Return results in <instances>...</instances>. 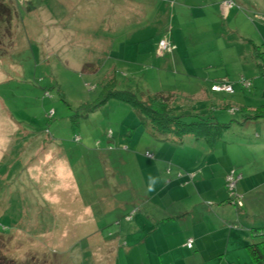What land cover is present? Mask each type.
<instances>
[{
  "label": "rangeland",
  "instance_id": "1",
  "mask_svg": "<svg viewBox=\"0 0 264 264\" xmlns=\"http://www.w3.org/2000/svg\"><path fill=\"white\" fill-rule=\"evenodd\" d=\"M5 2L17 13L9 27L0 30L6 34L0 38V50L7 49L0 59V227L18 228L9 239L0 237V253L29 262L93 264L84 237L72 244L71 258L73 224L92 221L107 234L116 231L120 210L95 211L107 190L102 187L105 183L127 184L112 191V198L130 202L139 197L144 181L139 172L145 170L147 159L143 162L136 142L147 134L160 140L148 132L150 127L139 123L135 109L126 102L109 99L86 117L81 108L97 99L100 82L109 75L115 76L118 89L129 85L138 92L176 93L179 114L196 113L220 123L231 122L219 139V156L207 143L192 145L197 139L191 135H187L190 142H183L186 152H170L169 158L175 156L177 165L186 161L185 168L176 172L178 177L187 176L193 184L195 174L205 170L206 175L208 170L213 171L216 182L226 164L236 161L242 169H250L254 180L264 182V116L246 119L247 112L239 110L243 105H264V75L253 55L259 52L264 56V28L260 27L264 0H218L214 13L202 6L179 14L177 4L169 3L171 11L169 7L166 11L170 17L165 20L142 17L125 0H120L122 14H112L106 20L100 14L99 0ZM160 3L157 1V6ZM231 7L235 15L227 14ZM164 25L177 35L172 48L185 46V72H176V67L164 70V59L174 50L158 55L157 33ZM72 28H80L82 34H71ZM133 30L131 41L128 37ZM102 37L111 41L104 43L108 46L103 52ZM85 54L94 58L81 64ZM205 63L219 65L204 69ZM212 70H218L220 79H200ZM245 80L251 82L250 87L243 84ZM211 83H227L233 90L210 91ZM201 88L209 90L208 97L187 100L185 93ZM183 120L191 122L193 118L185 116ZM107 143L110 150L105 148ZM149 153L146 156L153 158ZM239 175L235 166H229L225 186L236 191ZM262 191L264 183L252 191V201L264 203V196L258 195ZM195 192H202L197 184ZM229 198L235 208L244 204L238 193ZM90 206L93 212H85Z\"/></svg>",
  "mask_w": 264,
  "mask_h": 264
},
{
  "label": "crops",
  "instance_id": "2",
  "mask_svg": "<svg viewBox=\"0 0 264 264\" xmlns=\"http://www.w3.org/2000/svg\"><path fill=\"white\" fill-rule=\"evenodd\" d=\"M125 1L131 4V8L135 9L137 13L142 14V17H153L154 20L161 18L165 20L166 17H170L168 16V11H166L168 10L166 4L168 0L162 1L160 7L157 6L156 0ZM203 1L204 4L200 0H178L176 11L180 14L185 11L190 12L193 9H200L202 6H206L205 10L211 13L218 11L216 6L218 0ZM99 3L100 14L103 15L102 18L104 20L116 13L122 14L123 8L122 6L120 7V0H99ZM163 3L166 5L162 6ZM156 6L160 10H157ZM12 8L17 13L13 6ZM232 13L235 15L233 7L227 10V14ZM74 17L75 14L71 16V18ZM59 25L60 23L57 26ZM260 27L264 28V20L260 21ZM79 29L72 28L71 34H82ZM167 32L168 29L164 25L157 33V40ZM170 32V39L175 42L177 35L172 30ZM103 33L104 31L100 35L103 36ZM134 33L133 30L128 37L131 38V41ZM138 33L136 32V34ZM88 34L91 35V33ZM100 41L102 42L100 45L103 48V52L108 46L107 43H111V41L104 37ZM105 42L107 43L104 44ZM151 47L153 48V45ZM184 48L185 46L181 48L179 44L176 45L173 52L164 59V70H169V67H176V72L179 70L185 72L187 56H185L184 52L186 50ZM83 56L84 58L80 61L81 64L86 61V58H88L87 60L94 58L86 54ZM65 59L66 57H62L63 61ZM216 65L219 64L205 63L203 67L205 69ZM211 72L212 74L208 72L207 77H200V79L204 82L211 80L213 82L220 79L216 75L218 70H212ZM151 93L159 92L153 91ZM174 94L178 96L176 93ZM207 94H209V90L206 89L205 91L201 88L199 91L185 93V97L187 96V100H192L195 96L198 98L204 95L208 97ZM247 109L251 110L252 108L248 106ZM149 131L151 135L156 136L151 130ZM190 137L186 136L178 141L177 139L159 136L158 139L160 141H156L155 137L151 138L147 134V136H142L140 142H136V150L141 151L140 155L143 162L147 159V163L145 162L146 166H144L145 170L139 172L140 178L144 179L141 183L142 186H139V197L130 202L117 200L111 197L112 191L115 193L124 189L127 184L122 182L103 184L102 187L107 190L102 193L99 206L95 208V211L106 213L120 210L118 227L114 233L107 234V230L97 225L96 222L73 224L76 228L73 229L74 235H72L71 231V236H73V241L71 240V258L72 244L76 242L78 237H84V241L88 243L86 250L91 252L93 264H264V249L259 248L257 254L253 256L248 247V245L262 240L259 235L264 231V203L261 201L257 202L259 199L252 201V198L255 197L252 195V191L257 187H261L264 182L258 183L252 177L253 174L250 169H242V166L235 164L237 163L236 161L226 164L222 173L220 175L217 174L216 182L214 181V175H212L213 171L209 172L208 170H206L208 173L206 175L203 174L205 170H201L198 175L195 174L196 178L193 176L195 179H192L195 182L193 184L187 181L191 180L187 176L178 177L176 172L179 171L180 167L186 166V161L177 165L174 161L175 156L169 158L170 152L175 151L179 154L186 152V145L183 142H190L189 139L192 140ZM196 139L197 141H193L192 145L198 142L206 143L202 138ZM218 143L219 141L212 147L214 153H216ZM109 146L111 145L107 143L105 148L110 150ZM126 148L129 147L126 146ZM146 151L151 152L154 157H147ZM216 155L219 156L217 153ZM189 161L188 163H190ZM229 166H235L240 173L237 188L240 192L239 194L244 196L243 206L236 208L229 203L225 187L224 175L229 170ZM162 170H170V173L166 171L163 173L164 171ZM150 175L159 178L154 192L147 191L148 177ZM71 176L73 177L74 185H76V178L72 172ZM135 177L138 179V174ZM196 184L202 189L200 194L195 192ZM258 195L264 196V191L258 192ZM256 205H258V210H255ZM92 210L91 206L84 209L85 212H93ZM126 216H131V218L125 220ZM188 239H192L191 247L186 245Z\"/></svg>",
  "mask_w": 264,
  "mask_h": 264
},
{
  "label": "trees",
  "instance_id": "3",
  "mask_svg": "<svg viewBox=\"0 0 264 264\" xmlns=\"http://www.w3.org/2000/svg\"><path fill=\"white\" fill-rule=\"evenodd\" d=\"M157 1L162 2L164 0H156V2ZM169 3L175 5L178 3V0H168V2H166L170 10L171 7ZM13 14L14 10L12 6L9 3L5 2V0H0V30L2 28L9 27V25L11 24L10 20L12 19ZM1 23L4 24V27H1ZM170 33L171 32H167L161 38L167 36L169 41L173 43V41L170 39ZM5 36L6 34L4 32L0 34V38ZM173 49L174 48H172L170 51H172ZM6 51L7 49H3L2 51L0 50V59L5 57ZM254 55L257 63L256 65L259 68L260 73L264 75V56H262V54L259 52L254 53ZM116 81L117 80H115L114 75H109L107 78L100 82L101 91L97 95V99L92 103H84L81 105V108L84 111V117H86L88 113L93 112L104 105L109 99H117L132 105L139 117V123L143 126L150 127L151 132L156 136L177 139L178 141H180L183 137L191 135L195 138H202L211 148L218 141H220L219 139L223 137L224 132H226L231 126V122L220 123L208 117H201L196 113L188 115L177 113L176 107H180V105L176 103L174 104V102L178 99L173 98L174 96L177 97L174 93H151L149 91L138 92L134 88H131L129 85H126L125 87L122 86L121 89H118L116 87L118 82ZM214 84H212L211 87ZM250 86L251 82L248 87ZM211 91L217 92V90L212 89ZM171 98H173V100H171ZM247 107L248 106L239 108V110L247 112L245 117L246 119L264 116V105L261 104L260 106L254 107L251 110L247 109ZM181 109L183 110L182 106ZM185 116L192 117L193 120H191V122H187L183 120ZM235 189V192L239 194L240 192L237 188V185ZM226 190L228 191V193H230V190L227 187ZM230 196L231 195L228 194V199H230ZM17 228L18 227H11L9 229L7 227H0V237L2 239L6 237L9 239V236H12L14 229L16 230ZM259 236L262 237L261 241L248 245L253 256L257 254L259 248L264 249V231H262ZM44 259L47 260L48 257H44ZM49 259L51 260V258ZM0 264H46V261L43 260L42 262H38L35 260L34 262H29L27 260H24V258H18V256H7L4 253H0Z\"/></svg>",
  "mask_w": 264,
  "mask_h": 264
},
{
  "label": "built area",
  "instance_id": "4",
  "mask_svg": "<svg viewBox=\"0 0 264 264\" xmlns=\"http://www.w3.org/2000/svg\"><path fill=\"white\" fill-rule=\"evenodd\" d=\"M224 3L226 5H231V1H225ZM171 49H172V45H171V42L169 41V39L167 38V36H164L163 38H161L159 40L158 46H157V51H158L159 55L163 54L165 51H170ZM243 84L248 87L250 85V82L245 80ZM211 89L217 90V91H226V92H231L233 90L232 86L230 84H227V83L214 84L211 87ZM146 154L148 156L151 155L148 151H146ZM232 172H233V177H234V173L236 174V172L234 170H232ZM229 190H230L231 196L235 197L237 195V192H235V190H233L231 188H229ZM186 245L188 247H191L192 246V239H188L186 242Z\"/></svg>",
  "mask_w": 264,
  "mask_h": 264
},
{
  "label": "clouds",
  "instance_id": "5",
  "mask_svg": "<svg viewBox=\"0 0 264 264\" xmlns=\"http://www.w3.org/2000/svg\"><path fill=\"white\" fill-rule=\"evenodd\" d=\"M159 182V178L155 176L148 177L147 191L154 192L156 190V184Z\"/></svg>",
  "mask_w": 264,
  "mask_h": 264
}]
</instances>
